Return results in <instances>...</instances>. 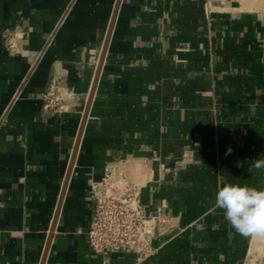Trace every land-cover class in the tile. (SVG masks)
Listing matches in <instances>:
<instances>
[{
    "label": "crops",
    "instance_id": "obj_1",
    "mask_svg": "<svg viewBox=\"0 0 264 264\" xmlns=\"http://www.w3.org/2000/svg\"><path fill=\"white\" fill-rule=\"evenodd\" d=\"M117 1L0 0V264L42 262ZM261 156L264 10L121 0L45 264H264L215 207L224 184L264 188ZM107 174L158 220L151 254L92 249Z\"/></svg>",
    "mask_w": 264,
    "mask_h": 264
},
{
    "label": "built area",
    "instance_id": "obj_2",
    "mask_svg": "<svg viewBox=\"0 0 264 264\" xmlns=\"http://www.w3.org/2000/svg\"><path fill=\"white\" fill-rule=\"evenodd\" d=\"M43 100L46 109L58 112L64 98L60 92H47ZM123 182L124 187H119L107 174L92 185L97 204L88 231L89 242L104 257L128 251L146 256L154 252L151 242L158 220L148 216L140 205L137 187Z\"/></svg>",
    "mask_w": 264,
    "mask_h": 264
},
{
    "label": "clouds",
    "instance_id": "obj_3",
    "mask_svg": "<svg viewBox=\"0 0 264 264\" xmlns=\"http://www.w3.org/2000/svg\"><path fill=\"white\" fill-rule=\"evenodd\" d=\"M250 168L264 170V156L253 160ZM215 207L223 210L225 220L237 233L264 237V188L224 184L215 194Z\"/></svg>",
    "mask_w": 264,
    "mask_h": 264
},
{
    "label": "water",
    "instance_id": "obj_4",
    "mask_svg": "<svg viewBox=\"0 0 264 264\" xmlns=\"http://www.w3.org/2000/svg\"><path fill=\"white\" fill-rule=\"evenodd\" d=\"M120 2H121V0L117 1V5H116V8H115V11H114V14H113L110 26H109V31H108L107 39L105 41L104 48H103V53L101 55L98 71H97V74H96V78H95V81H94V85H93V88H92V91H91V94H90V97H89V101H88L85 113H84V116H83L82 124H81L80 130H79L78 136H77L76 145H75V148H74V151H73V155H72L71 162H70V165H69V169H68V172H67L65 184H64V187H63V190H62V193H61L58 209H57V212H56V215H55V219L53 221V225L51 227V232H50L48 240H47V244H46V247H45V251H44V255H43V259H42L41 264H45V261H46V258H47V255H48V252H49V249H50V245H51V242H52V239H53V232L55 230L57 218L59 216V212H60L61 206L63 204V199H64V195H65V190L67 188L68 180L70 178V175H71V172H72V169H73V165L75 163V159H76V156H77V152H78V148H79V145H80L81 137H82L83 130H84V127H85V123H86V120H87V117H88V114H89V110H90V106H91V103H92V100H93V96H94V93H95L97 82L99 80L100 72H101L102 65H103V62H104V59H105V54H106V51H107V48H108L109 40H110V37H111V33H112V30H113V26H114V23H115V19H116V15H117V11H118Z\"/></svg>",
    "mask_w": 264,
    "mask_h": 264
},
{
    "label": "bare ground",
    "instance_id": "obj_5",
    "mask_svg": "<svg viewBox=\"0 0 264 264\" xmlns=\"http://www.w3.org/2000/svg\"><path fill=\"white\" fill-rule=\"evenodd\" d=\"M242 5L246 10H264V0H242Z\"/></svg>",
    "mask_w": 264,
    "mask_h": 264
},
{
    "label": "rangeland",
    "instance_id": "obj_6",
    "mask_svg": "<svg viewBox=\"0 0 264 264\" xmlns=\"http://www.w3.org/2000/svg\"><path fill=\"white\" fill-rule=\"evenodd\" d=\"M242 1V0H241ZM121 181V180H120ZM119 185V187H124L125 183L123 181H121L120 183H117ZM118 189V188H117ZM250 264V263H249Z\"/></svg>",
    "mask_w": 264,
    "mask_h": 264
}]
</instances>
